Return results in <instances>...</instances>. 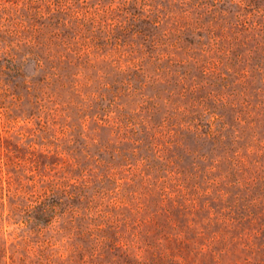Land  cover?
Returning a JSON list of instances; mask_svg holds the SVG:
<instances>
[{
	"label": "rangeland",
	"instance_id": "374dc122",
	"mask_svg": "<svg viewBox=\"0 0 264 264\" xmlns=\"http://www.w3.org/2000/svg\"><path fill=\"white\" fill-rule=\"evenodd\" d=\"M140 1L0 0L90 45L39 116L0 106V264H264V0H147L149 34ZM65 185L64 219L10 218Z\"/></svg>",
	"mask_w": 264,
	"mask_h": 264
},
{
	"label": "trees",
	"instance_id": "16d2710c",
	"mask_svg": "<svg viewBox=\"0 0 264 264\" xmlns=\"http://www.w3.org/2000/svg\"><path fill=\"white\" fill-rule=\"evenodd\" d=\"M134 2L138 3V0H134ZM2 3L3 5L0 6V49L2 50L0 55V106L7 110L10 115L13 114L15 120L21 117L26 119L39 116L42 102L48 100V92L44 91L49 83L48 74L54 80L63 78H61V72L56 71V69L65 70L62 65L67 55L61 50L75 51L77 58H83L84 55H88L90 45L85 40L82 45L74 48L70 40L74 39L75 35L69 33L60 39L56 35L53 36L54 30H51L48 47V37L47 33H44L45 30L36 28L32 22H26L27 16L21 18L19 6L11 8L4 2H0V4ZM139 3V9L144 12V17L139 18L141 20L137 25L140 27L138 32L149 34L159 27L160 21L153 18L151 14L154 9L153 4H148L147 0H141ZM11 9L12 11H10ZM68 74L66 73V75ZM18 101L21 104H18ZM18 106L22 112H25V115L17 111L20 110ZM11 111L14 113L11 114ZM1 138L2 133L0 132V140ZM27 152L26 148L19 145H15L11 151L8 148L6 151L8 159L4 163L20 165L25 160L35 162L38 167L47 159L45 153H39L37 159L29 155L33 154V150ZM45 164L47 163L45 162ZM64 195L67 196L66 200L63 199ZM82 196L87 197L82 192L73 193L65 185L59 193L44 192L37 196L35 203H30L24 214H21L19 218L13 214L10 218H13L15 223H24L29 230H41L50 226L54 221L65 218V212H68L66 208L67 199L76 205Z\"/></svg>",
	"mask_w": 264,
	"mask_h": 264
}]
</instances>
